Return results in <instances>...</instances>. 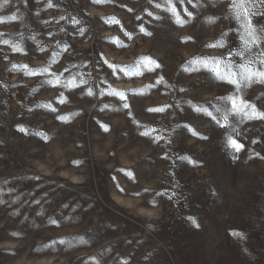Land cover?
Here are the masks:
<instances>
[{"label": "rangeland", "instance_id": "obj_1", "mask_svg": "<svg viewBox=\"0 0 264 264\" xmlns=\"http://www.w3.org/2000/svg\"><path fill=\"white\" fill-rule=\"evenodd\" d=\"M261 29L264 0H0V264H264Z\"/></svg>", "mask_w": 264, "mask_h": 264}, {"label": "snow or ice", "instance_id": "obj_2", "mask_svg": "<svg viewBox=\"0 0 264 264\" xmlns=\"http://www.w3.org/2000/svg\"><path fill=\"white\" fill-rule=\"evenodd\" d=\"M244 16H245V18H247V16H248V12H247V10L244 11ZM238 18H239V15H238ZM248 28H249V30H250V31H249V34L252 35V36L254 37V39L252 40V43L254 44V43H256L257 40L260 39V37L255 36V29H253V28L251 27V23H250V22L248 23ZM141 31H143V29H141ZM260 31H261V33H264V29H261ZM146 34H148V33H146ZM248 44H249V42H248V41H245V48H246V49L248 48ZM261 55L264 56V53H262ZM261 63H264V59L261 60ZM219 67H220L219 63H216V69H219ZM233 75H234V74H233ZM242 76H244L245 79H249V78H250L249 76L244 75V74H242ZM217 78H219V79H224L223 76H220V74H219L218 71H217ZM229 83H232V84L236 85L237 87H239L238 82L235 81V80H229ZM119 95L123 96V94H119ZM123 107L126 108V109H128L130 106H129L128 103H124ZM252 107L254 108V106H252ZM233 108H236V104H235V103H233ZM258 115H259L260 118L264 119V113H260V114H258ZM20 130L23 131V129H20ZM105 130H107V129H105ZM231 144H232V146H233L237 151H239L240 148L242 147V145L236 143L235 140H231ZM193 223H195V221H193Z\"/></svg>", "mask_w": 264, "mask_h": 264}]
</instances>
